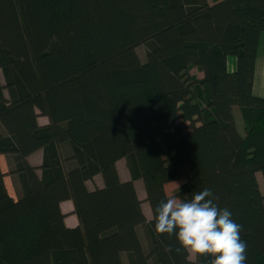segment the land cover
I'll list each match as a JSON object with an SVG mask.
<instances>
[{"label": "trees", "instance_id": "obj_1", "mask_svg": "<svg viewBox=\"0 0 264 264\" xmlns=\"http://www.w3.org/2000/svg\"><path fill=\"white\" fill-rule=\"evenodd\" d=\"M213 1L0 0V156L20 195L0 166V264H211L155 232L184 168L174 196L211 189L242 225L246 264H264V99L253 94L264 0ZM70 200L74 229L60 207Z\"/></svg>", "mask_w": 264, "mask_h": 264}, {"label": "clouds", "instance_id": "obj_2", "mask_svg": "<svg viewBox=\"0 0 264 264\" xmlns=\"http://www.w3.org/2000/svg\"><path fill=\"white\" fill-rule=\"evenodd\" d=\"M216 199L208 188L194 192L189 200L168 197L154 209L155 232L175 235L180 247L192 256L213 257L211 264H246L242 225L227 208L220 209ZM172 250L171 245L165 247L166 252Z\"/></svg>", "mask_w": 264, "mask_h": 264}, {"label": "crops", "instance_id": "obj_3", "mask_svg": "<svg viewBox=\"0 0 264 264\" xmlns=\"http://www.w3.org/2000/svg\"><path fill=\"white\" fill-rule=\"evenodd\" d=\"M213 2H214L213 0H210V3L213 4ZM235 67H236L235 58H233V57L229 58V60H228L229 71L233 72L235 70ZM202 78H203V75L200 73L199 79H202ZM253 94H254V96H256L258 98L264 99V33L261 34L260 40H259ZM234 111H235V108L233 109V112ZM38 122L41 126H45V125L49 124L48 118L42 119V117H40L38 119ZM0 131H3L1 127H0ZM28 162L32 166L40 167L43 163V151L40 150V151L32 154L28 158ZM118 164H119V162H118ZM118 164H117V168H118ZM0 166H1L3 173L6 175L4 182H5V185H6V188L8 190L9 195L14 200H18L20 195L18 192V187L16 185V180H15V177L9 175L10 168H9V164H8V158L4 155L0 156ZM119 176H120V174H119ZM120 179L122 182H127L130 180V176H129V179H122L120 176ZM136 183L137 182H135V184ZM90 184H94V187L91 188ZM87 186L90 190H94V188H103V181H102L101 176L96 177L93 182H88ZM60 207H61L62 213L65 215V220H64L65 226L69 229H74V228L80 227V221H79L77 215L75 214V206H74L73 201L70 200V201L63 202V203H61ZM143 210H144V214H145L146 218L148 220H151L152 214L150 215V217H147L148 215L146 214L145 209H143Z\"/></svg>", "mask_w": 264, "mask_h": 264}, {"label": "rangeland", "instance_id": "obj_4", "mask_svg": "<svg viewBox=\"0 0 264 264\" xmlns=\"http://www.w3.org/2000/svg\"><path fill=\"white\" fill-rule=\"evenodd\" d=\"M137 53H138L141 61L144 62L145 59H146V47L145 46L139 47L137 49ZM0 75L2 77L1 71H0ZM192 75H194V76H196L198 78L200 77V73L196 69L192 70ZM234 115H235L236 126H237V129H238L239 133L241 135H245L244 123H243V120H242L240 108L235 107ZM44 118H46V117H42V119H44ZM118 171H119V174H120L122 179H129L130 175H129V172H128L127 167H126V161L125 160H121L119 162ZM188 174H189V171H188L187 168L182 169V179L180 181H178V182L169 184L166 187V191H167V194L169 196L175 195V193L184 185ZM257 179H258V182L260 184L261 191L264 194V183H263L262 175L258 174L257 175ZM176 184L179 185V189H178ZM135 185H136L135 187H136L138 196L141 199V201L143 202V209H145L146 214L148 215L147 217H150L151 210H150V207H149L148 203H146V192H145L144 185H143L142 181H137V183ZM90 186H91V188H93L94 184H90ZM195 259H196V256H192L190 254V260L191 261H195Z\"/></svg>", "mask_w": 264, "mask_h": 264}]
</instances>
